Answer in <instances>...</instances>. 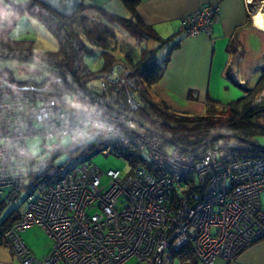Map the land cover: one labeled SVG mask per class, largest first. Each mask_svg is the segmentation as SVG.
Returning <instances> with one entry per match:
<instances>
[{
	"label": "built area",
	"instance_id": "2783aa9c",
	"mask_svg": "<svg viewBox=\"0 0 264 264\" xmlns=\"http://www.w3.org/2000/svg\"><path fill=\"white\" fill-rule=\"evenodd\" d=\"M220 12L217 5L202 6L180 21L179 32L210 37ZM143 88L121 63L82 87L95 98L55 97L0 81V212L20 200L27 178L45 174L47 181L43 192L27 196L10 226L0 216V238L19 264H163L166 255L188 247L197 263L212 264L264 240V160L216 145L193 157L143 130L133 121ZM262 100L264 91L254 104ZM32 138L42 141L37 154L28 146ZM51 139L56 142L49 145ZM63 139L72 148L102 140L112 145L109 153L113 145L132 149L139 164L125 178L119 171L103 174L87 159L50 175ZM34 226L51 241L42 259L21 238Z\"/></svg>",
	"mask_w": 264,
	"mask_h": 264
},
{
	"label": "trees",
	"instance_id": "16d2710c",
	"mask_svg": "<svg viewBox=\"0 0 264 264\" xmlns=\"http://www.w3.org/2000/svg\"><path fill=\"white\" fill-rule=\"evenodd\" d=\"M118 1L129 12V18L108 14L95 5L84 4H82L71 18H61L43 6L39 0H14L12 7L6 10L7 14L4 16L3 22L0 23V36L2 37L0 53L10 55L14 51L13 48H19L21 46L29 47L32 41H15L8 38L7 35L12 29V26L21 17L27 16L35 19L58 42L57 51L46 54V59H37L42 65L35 67H44L47 72L54 69L61 70L66 75L68 81L58 75L49 81L54 88V91L50 93L53 96L63 98L75 93L77 91L74 90L73 86L84 87L88 82L109 71L116 63L115 56L109 51L111 44L113 43L116 46L118 42L115 33L116 30H120L139 43L153 39L162 44H167L172 38L161 40L150 27L141 21L136 12L140 0ZM85 11L97 12L105 18L107 23L90 18L85 14ZM113 47L112 49H114ZM112 49L111 51H113ZM93 50H98V57L102 59V66L98 73L88 70L87 65L82 61L83 55ZM131 56L130 53L124 55L125 60L131 65L128 74L129 76L139 78L144 86L143 91L138 94L141 107L133 113L134 118H137L142 125L160 134L162 137L171 138L178 146L184 148H193L217 134L234 135L237 138L224 137L221 139H232L241 142L243 143V147L238 148L232 145L230 148L224 149L226 152H232L243 159L264 160V145L258 144L256 140L257 137L264 136V125L260 123L261 119H264V101H262L261 105H255L253 103L258 93L264 89V72H262L254 88L248 90L246 96L239 101L217 107L215 104H210L204 115L187 116L172 112L165 104L155 101L149 92V88L156 84L162 77L169 53L162 64H158L153 59L154 51L142 50L137 60ZM33 72L40 79L37 81L34 78V81L40 82L44 79L43 75L39 76L40 73L37 70ZM6 80H11L10 76ZM46 84L36 88H45ZM27 85L35 87L32 84ZM220 110L229 113L228 117L222 123L217 117L214 118ZM245 139L253 141L260 147L243 142L242 140ZM217 142L218 140L210 145L221 147ZM107 146L112 145L108 142L97 140L81 148H72L68 144L67 146H63L62 149L72 156L73 154L81 155L84 153L96 154L103 152ZM62 149L52 155L51 160L53 165ZM111 153L124 159L131 167L139 164L138 156L132 149L113 145ZM188 154L193 157L200 156L198 152ZM60 169L62 168L59 167L58 170ZM43 176L45 174L37 177V179ZM33 178L36 177H32L31 179ZM18 217V212L12 211L3 219V227L10 226ZM185 250L187 253L193 254L189 247L182 251Z\"/></svg>",
	"mask_w": 264,
	"mask_h": 264
},
{
	"label": "crops",
	"instance_id": "0c3cea01",
	"mask_svg": "<svg viewBox=\"0 0 264 264\" xmlns=\"http://www.w3.org/2000/svg\"><path fill=\"white\" fill-rule=\"evenodd\" d=\"M83 4L95 5L108 14L130 17L118 0H83ZM8 5L9 0H5V4L0 7L6 11ZM208 5H217L221 11L210 37L201 35L190 38L179 33V23L184 17ZM136 12L141 21L161 40L172 37L167 44L153 39L139 43L124 34L122 41L128 38L127 44L131 46L130 43H134L141 51L156 52L159 49L161 58H156L155 54L153 56L158 64H162L169 53L162 77L149 88V92L155 101L165 104L174 113L202 116L210 104L217 107L239 101L246 96L248 90L254 88L264 72V30L255 24L257 15L264 13V7L251 14L246 0H140ZM93 14L98 17V21L107 23L97 12ZM29 18L24 16L18 19L7 37L22 41L21 37L29 34L23 27L34 23H30ZM1 39L0 36V42ZM117 41L118 49L121 42L118 38ZM151 44L159 47L154 50V45ZM115 59L116 63L123 64L130 71L131 65L124 63L116 55ZM194 93L196 97H193ZM260 205L264 211V192L260 194ZM28 243L31 244L29 240ZM50 249L48 239L43 246L29 247L32 255L38 259L44 258ZM0 264H19L1 239ZM163 264L199 263L195 261L192 253L185 250L166 255ZM212 264H264V240L254 243L231 261L217 258Z\"/></svg>",
	"mask_w": 264,
	"mask_h": 264
},
{
	"label": "rangeland",
	"instance_id": "374dc122",
	"mask_svg": "<svg viewBox=\"0 0 264 264\" xmlns=\"http://www.w3.org/2000/svg\"><path fill=\"white\" fill-rule=\"evenodd\" d=\"M262 7H264V0H251L250 13L254 14L256 11L260 10ZM85 14L89 16L90 18L98 21L97 20L98 17L95 14H93V12L85 11ZM28 21L30 23H33V22L34 23L30 24L27 27H23V30L24 31L28 30L29 34L25 35L24 37H21V39L23 40L28 39V41H32V44L29 47L21 46L19 48H13L14 51L10 55L29 58V59L36 60V61H38L37 59H46L45 58L46 54L57 51L58 42L55 39V37L52 36L48 32V30L45 27H43L40 23L32 20L31 18H29ZM115 33H116L117 38L121 42L120 43L121 46L117 49V47L112 43L109 51L113 53L114 56L116 55L119 59L121 58V60L124 63H127L128 65H130L127 62V60H125L124 55L126 53L128 54L130 53L132 54L134 59L137 60L141 50L140 48H138V45L136 46V44L134 43L131 44L130 42H128L130 43L131 46L127 44V39L130 38L131 40L132 37L127 36L128 38L122 41L123 40L122 38L123 37L125 38V36H123L124 33L121 32L120 30H116ZM151 45H154V48H155L154 50H156L159 47V45L157 44L156 45L151 44ZM112 47L114 49H112ZM111 49L113 51H111ZM114 50L119 53L115 54L116 52ZM157 50L156 52L154 51V54L156 58H161V52H159L160 51L159 49ZM97 51L98 50H95V51L93 50V51H90L89 53H85L82 59L85 65H87L88 67L87 69L95 73H98L102 66V59L98 57L99 52ZM165 53L166 51L164 50V54ZM3 68L9 69L12 72L13 77L16 81H23L27 79L26 75H35L33 72L34 70H37L38 73H40L39 76L43 75L44 78L51 72V71L47 72V70L44 67H35L34 65H30L25 62L11 60V59H0V69H3ZM1 75L2 76L0 77V81L9 79V75L7 73L4 72ZM44 89L49 94L54 91V88L52 87L51 82L46 84ZM260 93L261 91L258 93V95ZM258 95L256 96V98L258 97ZM256 98L254 102L256 101ZM262 101L260 103H255V105H258V104L261 105ZM228 115L229 113L223 112L220 110L217 112V115L214 116V118L217 117L219 121L222 123L228 117ZM260 123L264 125V119H261ZM256 140L258 144L260 145L264 144V136L257 137ZM47 142L50 145L52 143H55L56 140L51 139V140H48ZM41 144H42V141L40 139L32 138L28 140V146L32 148L34 150V153L36 154L41 151ZM68 144H69V140L67 139L62 140V146H67ZM217 144L220 145L222 148H230L232 145L233 147H238V148L243 147V143L234 141L232 139H220L218 140ZM165 149H167L170 152L172 150V147L166 144ZM85 159L90 160L91 163L103 174H106L108 171H119L121 173L122 178H125L126 176L131 174V168L128 165V163L124 159L117 157L115 154L109 153V150H106V149L103 152H98L96 154L84 153L81 155L73 154L72 156H70L68 152L62 149L59 157L55 159L54 165L51 166V169H49V174L50 175H52L53 173L55 174L57 171H60V173H63L66 170L72 168L78 161L85 160ZM59 167L62 169L58 170ZM46 182L47 181H46L45 176L39 179L27 178L24 184V187L22 189V192H21L20 200L15 204L5 205L0 212L1 218L2 219L6 218V216L12 211L23 212V210L25 209L24 201L26 200L27 196L30 195L32 192H36L37 194H40L41 192H43V188ZM23 232H22L21 237L23 241H25L24 243L26 244L28 249L30 245H34L38 247L43 246L47 239H48V244L50 243V248H51L50 239L40 227L34 226L29 229H26ZM28 240L29 242H31V244L28 243ZM127 264H134V263L133 261H131Z\"/></svg>",
	"mask_w": 264,
	"mask_h": 264
},
{
	"label": "water",
	"instance_id": "95a60500",
	"mask_svg": "<svg viewBox=\"0 0 264 264\" xmlns=\"http://www.w3.org/2000/svg\"><path fill=\"white\" fill-rule=\"evenodd\" d=\"M39 1L43 6H45L47 9H49L50 11H52L54 14H56L57 16H59L61 18H71L79 10V8L83 4L82 0H39ZM0 59L17 60V61L25 62V63H28L30 65H34V66H41L42 65V63H40L36 60H32V59L24 58V57H20V56H15V55H7V54H1L0 53ZM4 72L10 76V79L13 83L19 84V85L32 84L35 87H42L56 75L61 76L64 79H66V81H68L66 78V75L64 74L63 71L55 70V69L51 70V72L40 82L34 81L32 79H26L23 81H16L13 77L12 72L9 69H6V68L0 69V75ZM73 88L78 93L94 97L92 94H90L89 92L85 91L84 89H82L80 87L73 86ZM133 121L135 123H137L139 125V127L142 128L143 130L151 131L148 127L142 125L137 118H133ZM224 137L237 138L234 135L217 134V135L207 139L203 143H201V144H199L193 148L180 147L169 137L163 136V139L167 143L171 144L172 146H174L175 148H178L179 150H181L183 152H186V153L198 152L200 155H202L205 152V149L207 146H209L210 144H212V143L216 142L217 140L224 138ZM242 141L247 143V144L260 147L259 145L255 144L253 141L246 140V139L242 140Z\"/></svg>",
	"mask_w": 264,
	"mask_h": 264
},
{
	"label": "snow or ice",
	"instance_id": "6c2138e0",
	"mask_svg": "<svg viewBox=\"0 0 264 264\" xmlns=\"http://www.w3.org/2000/svg\"><path fill=\"white\" fill-rule=\"evenodd\" d=\"M4 4H5V0H0V5H4ZM6 14L7 13H6L5 9L0 7V22H3V18ZM257 19H258V21L264 20V17H258ZM260 26L264 27V24H261Z\"/></svg>",
	"mask_w": 264,
	"mask_h": 264
},
{
	"label": "bare ground",
	"instance_id": "6f19581e",
	"mask_svg": "<svg viewBox=\"0 0 264 264\" xmlns=\"http://www.w3.org/2000/svg\"><path fill=\"white\" fill-rule=\"evenodd\" d=\"M258 17H264V13H259L257 17L255 18V24L257 25V27H259L261 30H264V27L260 26L261 24H264V20L258 21L257 19Z\"/></svg>",
	"mask_w": 264,
	"mask_h": 264
},
{
	"label": "flooded vegetation",
	"instance_id": "af4514ba",
	"mask_svg": "<svg viewBox=\"0 0 264 264\" xmlns=\"http://www.w3.org/2000/svg\"><path fill=\"white\" fill-rule=\"evenodd\" d=\"M26 78L27 79H32V80H34V78H36L35 80H37V81H39L40 79L37 77V76H35V75H26ZM44 78V77H43Z\"/></svg>",
	"mask_w": 264,
	"mask_h": 264
}]
</instances>
